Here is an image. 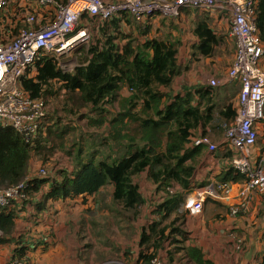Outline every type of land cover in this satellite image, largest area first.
I'll return each mask as SVG.
<instances>
[{"label": "trees", "instance_id": "trees-1", "mask_svg": "<svg viewBox=\"0 0 264 264\" xmlns=\"http://www.w3.org/2000/svg\"><path fill=\"white\" fill-rule=\"evenodd\" d=\"M123 16L129 23L133 19L139 24L141 34L146 36L145 41H140L133 33L120 31L121 19L114 16L99 26L95 24L99 31L93 35L87 48L79 49L78 52L84 54L72 71L62 69L58 58L44 56L36 63L35 75L22 78L23 89L33 99L47 102L64 89V103L61 105L67 116H57L49 111L48 132L45 136L40 135L33 145L13 128L0 127V188L16 185L29 175L33 152L44 157L41 155L44 150L52 153L55 149L67 148L69 135L79 130L75 124L85 119L90 133L85 130V138L83 133L79 138L76 136L72 147L67 149L73 170L61 169L56 175L55 171H49L46 178H33L27 201L45 184H50V188L42 198L64 201L95 196L110 186L113 205L118 207L121 220L133 223L140 215V207L147 202L135 178L147 173L159 197L151 202L154 221L139 229V254L144 263L151 264V260L158 256L163 259V264L175 261L179 264L184 257L192 264H216L200 247L177 240L170 243L175 244L176 250L166 251L165 256L159 253L171 235L182 232L177 222L186 215L172 218V214L183 200V191L174 188L177 184L189 188L196 170V157L201 155L205 146L191 145L195 137L193 131L213 121L214 88L205 91L206 102L199 104H194L195 96L191 93L172 96L170 92L180 70L178 47L181 42L174 38L149 37L152 18L138 23L130 14ZM256 23L264 42V0H258ZM195 31L200 38V53L212 56L219 37L206 20L201 21ZM57 82L62 85L56 87ZM83 109L86 111L82 114ZM236 115L232 104L221 109L220 128L224 129V123L232 121ZM65 119L66 123L63 122ZM98 130H102L101 134L93 137ZM46 142L49 144L45 146ZM219 179L237 182L243 180L244 175L229 168L219 175ZM205 203H211L216 210L222 207L212 199ZM10 209L0 205V230L3 232L0 242L8 240L15 229L16 213ZM110 249L119 254L114 245L111 244ZM178 253L181 257L176 259ZM25 254L26 248L22 247L16 249L13 256L25 258ZM125 254H120L123 260ZM111 257H104V260Z\"/></svg>", "mask_w": 264, "mask_h": 264}, {"label": "crops", "instance_id": "crops-1", "mask_svg": "<svg viewBox=\"0 0 264 264\" xmlns=\"http://www.w3.org/2000/svg\"><path fill=\"white\" fill-rule=\"evenodd\" d=\"M57 1L65 2L66 0ZM105 1L116 2L122 0ZM13 9L17 12L25 13L29 9V6H27L26 2L21 1L20 3H14ZM37 10L45 11L48 9L37 7ZM87 17L85 18V26L94 31V33H97L99 28L94 26V21ZM116 17L121 19L119 22L120 31L133 33L140 41H145L146 36L141 34L138 27L139 24L135 23L133 19L132 22L129 23L123 15H116ZM89 18L96 19L103 23L100 19L93 17ZM203 20L208 21L214 33L219 37V42L213 46L214 54L212 56H204L200 53V38L197 36L195 30L198 24ZM149 22H151V30L148 34L149 37H160L163 39L174 38L181 42L178 47V63L180 70L170 92L172 96L191 93L195 96L194 104H199L200 102L204 103L206 102L205 91L213 87L210 85V79L214 78L220 82L218 86L213 87V98L216 103L213 121L206 125H200L193 131L195 137L203 134L209 136L211 141L216 144L217 148L211 151L208 146L205 145L201 155L196 157V170L190 179L189 188H182L179 184L174 188L183 191V200L179 202L176 211L173 212V216H182L178 214V209H180L186 197L197 195L211 184L215 185L216 190L214 193H211V195H207L206 200L212 199L230 209L235 204H246V210L234 216L227 214V220L221 223H218V220H216L218 218L210 215L207 211L206 200L204 202L203 211L200 214L192 215L186 210L187 214L184 212L186 217L182 218L180 227L183 233L178 231L171 235L170 239L166 242L167 245L163 249H160L159 253L165 256V252L170 250L169 244L172 240H177L186 245L200 247L206 257L213 260L216 264H264V190L253 191L248 197L243 198L240 196L241 183L243 180L237 182L231 181L233 182L232 187L229 195L226 194V196L223 195L225 194L224 191L217 187V184L220 182H225L219 179V175L231 168V160L234 156L233 149L225 142L224 129L220 128L221 121L219 111L225 109V106L228 104H232L233 108L237 111L240 92L239 82L225 81L228 69L235 55V44L230 35V23L226 18V13L221 9L209 13L197 9L186 8L176 19L158 15ZM93 26L95 28L92 29ZM261 67L264 69V57L261 61ZM57 84L60 86L62 82H57L56 85ZM124 90L126 91V89ZM257 130L258 140L253 147L252 155L253 158L258 161L264 158V120L257 123ZM35 169L32 168L30 163L29 174L32 178L38 177V172L35 173ZM146 178L153 187L152 195L154 196L153 199L147 197L145 205L149 213L146 215L145 221L139 225V229H141L142 225H147L151 223L152 220L154 221V206H152L151 202L159 197L154 192L155 184L148 178V175ZM49 188L50 184H45L40 192L31 196L29 201L15 200L13 202V206H11L10 210L16 213V225L13 234L8 240L0 242V264H7L16 249L22 247L26 248V254L24 256L29 260L30 264H65L69 259L74 261L73 264H80L78 261L79 258L76 256V259L73 258V252L62 245L64 243L68 245L67 241L63 242L60 236H55V239H51L52 237L48 232L43 230L47 227H53L56 230L58 227L67 225L66 215L71 212L67 210V207H70L67 205L70 204L71 201H77L78 197L65 201L45 200L42 196ZM140 190L146 196L142 185ZM149 192L148 190V193ZM43 206L44 208H42ZM84 206L85 205L82 207ZM218 209H220V207H218ZM43 218L45 221L41 224L40 221ZM184 220L187 221L184 222ZM138 234L140 240V230H138ZM2 237L3 232L0 230V239ZM19 238H22V241L19 242ZM139 240L137 241L138 248L136 244L135 250L132 248L123 250V254L129 253V255H133L134 259L130 264L146 263L139 254ZM176 245H178V243ZM171 250L174 251L176 249L173 247ZM208 250L210 252L209 254H207ZM81 264H84L83 261H81ZM169 264H175V262H170Z\"/></svg>", "mask_w": 264, "mask_h": 264}, {"label": "built area", "instance_id": "built-area-1", "mask_svg": "<svg viewBox=\"0 0 264 264\" xmlns=\"http://www.w3.org/2000/svg\"><path fill=\"white\" fill-rule=\"evenodd\" d=\"M21 1L29 6L22 18V12L16 13L13 9L14 3ZM257 3L258 0H0V127L13 128L32 145L40 135L47 134L48 103L31 98L21 80L33 76L31 69L41 57L49 56L46 52L62 55L67 49L86 42L87 26L75 33L85 16L105 21L130 14L138 23H145L158 15L176 19L186 8L209 13L221 9L229 20L235 44L234 59L225 81L240 83L237 115L224 123V138L234 151L231 168L244 175L240 196L246 198L253 191H263L264 158L257 161L252 155L258 140L257 123L264 120V69L261 67L264 42L256 23ZM37 7L48 10L38 11ZM209 82L213 87L220 84L214 78ZM192 145H206L211 151L217 148L207 135L194 137ZM48 175L49 170L40 167L38 177ZM32 179L29 174L16 185L0 188V205L11 207L15 200L27 201ZM232 183L220 182L217 187L226 196ZM215 190L211 184L197 195L186 197L183 204L188 213L200 214L207 195ZM242 210H246L245 203L231 207L234 215ZM163 263L158 256L151 260V264ZM7 264L29 263L26 258L12 256Z\"/></svg>", "mask_w": 264, "mask_h": 264}, {"label": "rangeland", "instance_id": "rangeland-1", "mask_svg": "<svg viewBox=\"0 0 264 264\" xmlns=\"http://www.w3.org/2000/svg\"><path fill=\"white\" fill-rule=\"evenodd\" d=\"M15 12L18 13L17 11ZM23 15L24 12H22L21 18L23 17ZM11 20L13 21L14 19L11 18ZM93 23L94 26H99L101 22L95 21ZM85 24L86 20L84 18L78 25H81L80 27L82 28L85 26ZM94 34L97 35L96 33H94V31L87 29V35H89V37L87 38L86 42H81L78 45L67 49L62 55H57V53L54 51L46 52V55L58 58L61 67L65 71H72L74 67L80 62V57L84 54L83 52L79 53V49L83 47L85 48V46L87 48V44L93 39ZM35 73L36 66L31 69L30 75H35ZM56 86L58 87L59 84H57ZM58 92L59 93L56 96H53L54 98L47 100L49 111L54 112V115H62L65 117L67 116V114L63 112L61 105L64 103V100H62V98L64 97L62 96L64 90H59ZM123 92L126 93L125 90ZM85 111L86 110L83 109L82 114L85 113ZM68 117L74 118L72 116ZM63 122L66 123V119L63 120ZM77 125L79 127V130H77L76 132H71V135H69L68 137V143L66 145L67 148L55 149L52 153L50 151H47L48 149L44 150L41 152V155H44L45 158L43 156H39L37 153H32L31 165L33 169L36 168L35 173L39 171L41 166H45V168L48 169L50 172L55 171L54 175H56L57 172L61 169L67 170L68 168L70 170H73V164L70 160V156L67 154V149H70L72 147V142L76 136L77 138H79L80 134L83 133L85 138V130L89 133L91 131L86 127L85 119L83 121L78 122ZM96 132L97 133L93 134V137L95 135V137L97 138L99 134H101L102 130H98ZM46 144L49 143H44L45 146ZM146 177V173H142L141 175L135 178V181L140 185V187L142 185L146 197L153 199V187L150 185ZM148 190L150 191L149 193ZM112 193V187L106 186L95 196H87L85 197V199L78 197L77 201H71L70 204L67 205L70 206L67 207V210L71 211L69 214L66 215L67 225L58 227L56 230L53 227H47L43 230L48 232V234L52 237L51 239H55V236H60L62 237L63 242L67 241L68 245L67 243L60 244L64 245L67 249L69 248L70 251L73 252L72 257L75 259L76 257L79 258L78 261L80 262V264L81 261H83L84 264H109L111 262H117L119 264H130V262H132V260L134 259L133 255L130 254L127 256V254H125L123 260L120 254L121 252L123 253L124 249L132 248L135 250L136 244L138 248L137 241L139 240V225L145 221V217L149 213V211H147L146 205L143 204L142 208L140 207V215L138 219L133 223H126L125 221L121 220V217L119 216L117 211L118 207L116 206L115 208L113 205ZM183 203L180 209H178L179 215H184V212L188 211H186V208ZM83 205L85 206L82 207ZM216 208L217 207H215L211 203L207 204V211L210 215H214L215 218H218L216 219L218 220V223L227 220V214L234 216L230 208H227L225 206H222L220 209L217 210ZM216 214L220 215L216 216ZM173 215L174 214H172V216ZM44 221L45 220L43 218L40 223L42 224L44 223ZM181 221L177 223V225H179L180 227ZM186 221L184 220V222ZM111 244L119 249V254L118 252H114V250L110 249ZM173 247V244H169V249H172ZM209 253L210 252L208 250L207 254ZM110 255H112V257L109 260H104V257H108ZM180 257V254H178L176 256V259H179ZM73 263L74 261L72 259H69L65 262V264ZM175 264H177L176 261ZM179 264L192 263L184 257L180 259Z\"/></svg>", "mask_w": 264, "mask_h": 264}]
</instances>
